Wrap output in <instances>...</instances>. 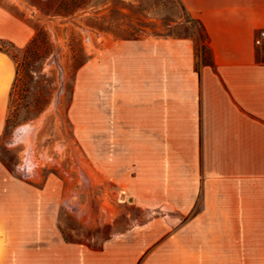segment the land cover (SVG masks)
<instances>
[{"label": "crops", "instance_id": "0c3cea01", "mask_svg": "<svg viewBox=\"0 0 264 264\" xmlns=\"http://www.w3.org/2000/svg\"><path fill=\"white\" fill-rule=\"evenodd\" d=\"M181 2L205 27L210 62L198 67L192 37L166 35L117 41L110 59L112 81L126 82L121 126L134 177L170 218L148 219L143 227L156 229L137 240L114 236L91 250L64 238L50 187H3L0 264H136L158 238L162 250L143 264L182 258L184 243H204L209 258L264 264V43L256 44L264 0ZM0 37L21 47L32 32L0 7ZM16 74L0 49V135Z\"/></svg>", "mask_w": 264, "mask_h": 264}, {"label": "rangeland", "instance_id": "374dc122", "mask_svg": "<svg viewBox=\"0 0 264 264\" xmlns=\"http://www.w3.org/2000/svg\"><path fill=\"white\" fill-rule=\"evenodd\" d=\"M0 7L32 32L21 47L1 43L16 61L17 74L0 135V188L50 187L49 197L60 205L64 238L91 250L114 236L132 241L144 229H156L143 224L170 217L150 202L154 197L143 196L141 179L134 177L136 164L127 157L126 82L111 79L113 43L189 36L201 67L212 60V51L203 45L207 39L200 24L188 20L180 0H0ZM257 38L262 45L264 35ZM190 214L183 213V220ZM163 239L151 242L136 264L162 250ZM207 255L204 243H184L182 258L160 254L157 260L247 264Z\"/></svg>", "mask_w": 264, "mask_h": 264}, {"label": "trees", "instance_id": "16d2710c", "mask_svg": "<svg viewBox=\"0 0 264 264\" xmlns=\"http://www.w3.org/2000/svg\"><path fill=\"white\" fill-rule=\"evenodd\" d=\"M181 1V0H180ZM182 6L184 7V9H186V7H185V5L182 3ZM187 17H188V20H190V21H197L199 24H200V26H201V29H202V32H203V34L205 35V37H206V39H207V41H203V45L205 46V47H207V48H209L210 49V46H209V43H208V35H207V33H206V30H205V27H204V25L202 24V22L200 21V20H198V19H195L194 17H192L191 16V14L188 12L187 13ZM6 41H8V42H10L11 44H15L13 41H11V40H6L5 38H1L0 37V49L1 50H4V48H3V45L1 44L2 42H6ZM4 51H6V50H4ZM8 121V120H7Z\"/></svg>", "mask_w": 264, "mask_h": 264}, {"label": "built area", "instance_id": "2783aa9c", "mask_svg": "<svg viewBox=\"0 0 264 264\" xmlns=\"http://www.w3.org/2000/svg\"><path fill=\"white\" fill-rule=\"evenodd\" d=\"M261 35H264V31L261 32ZM260 42H261V38H257L256 43H260Z\"/></svg>", "mask_w": 264, "mask_h": 264}]
</instances>
